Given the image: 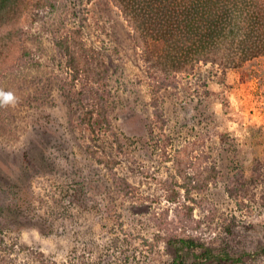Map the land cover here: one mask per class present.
Masks as SVG:
<instances>
[{
	"label": "rangeland",
	"instance_id": "obj_1",
	"mask_svg": "<svg viewBox=\"0 0 264 264\" xmlns=\"http://www.w3.org/2000/svg\"><path fill=\"white\" fill-rule=\"evenodd\" d=\"M19 21L0 74V264H169L168 241L191 235L264 264L263 58L198 64L153 99L111 0H37ZM72 32L106 72L90 126L56 46Z\"/></svg>",
	"mask_w": 264,
	"mask_h": 264
},
{
	"label": "trees",
	"instance_id": "obj_2",
	"mask_svg": "<svg viewBox=\"0 0 264 264\" xmlns=\"http://www.w3.org/2000/svg\"><path fill=\"white\" fill-rule=\"evenodd\" d=\"M35 1L0 0V37L5 38L0 41V74L13 65L12 55L20 49L16 40L19 20L25 6ZM111 1L132 31L153 99L173 76L189 75L198 64L235 70L255 59H264V0ZM56 46L68 51L65 56L73 75L72 82L81 81L82 87L75 98L82 120L90 126L94 115L105 119L106 72L94 63L97 55L93 57V53L89 58L84 42L75 32L65 35ZM186 151L188 153V148H183L182 152ZM94 159L104 163L99 157ZM212 180L210 175L204 181L201 174H187L185 178L187 185L199 188L207 187ZM123 182L125 188H130ZM172 193L176 196L174 191ZM168 244L173 253L169 264H239L245 256H250L233 257L192 235L175 237ZM251 255L264 256V247Z\"/></svg>",
	"mask_w": 264,
	"mask_h": 264
}]
</instances>
